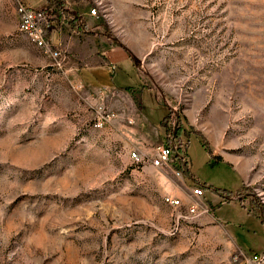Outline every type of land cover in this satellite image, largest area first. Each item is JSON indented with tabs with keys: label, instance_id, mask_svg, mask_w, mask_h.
I'll return each instance as SVG.
<instances>
[{
	"label": "rangeland",
	"instance_id": "1",
	"mask_svg": "<svg viewBox=\"0 0 264 264\" xmlns=\"http://www.w3.org/2000/svg\"><path fill=\"white\" fill-rule=\"evenodd\" d=\"M65 1L127 50L140 95L56 65L19 28L18 5L38 0H0V264H243L223 229L177 223L164 198L217 208L174 173L181 161L218 187L243 178L249 206L264 196V0ZM163 145L178 148L154 175Z\"/></svg>",
	"mask_w": 264,
	"mask_h": 264
},
{
	"label": "crops",
	"instance_id": "2",
	"mask_svg": "<svg viewBox=\"0 0 264 264\" xmlns=\"http://www.w3.org/2000/svg\"><path fill=\"white\" fill-rule=\"evenodd\" d=\"M41 2V0H38L37 3L40 7L41 5L43 7ZM26 5L32 7L27 2ZM70 19H76V26L73 27L71 24H63L50 31V35L56 37L53 42L54 50L63 51L65 49L66 51V55L64 54V64L75 65L73 67V72H78L77 74H79L84 83H89L96 88H112V86L118 88V86L124 85L125 87L123 89H126L133 97L138 99L140 90L137 91L138 86L134 81L133 62L127 50L121 44L106 35L103 31L104 27L97 25L93 16L89 15L87 12H75L70 16ZM127 80L132 82L125 83ZM149 95V90H141V98H139L138 101L143 109L150 107L152 104ZM166 114L167 113H165V116ZM147 117L150 120L148 115ZM188 159L190 161L193 160L191 157ZM205 164L207 165L208 163L206 162ZM226 164L232 166L231 163ZM180 165L181 162L175 163L174 168L176 169L172 168L174 173L179 170ZM165 168L169 169L171 166H148L149 171L154 175H156L159 169L164 170ZM187 168L192 177H188L182 173L184 178L183 184L186 188L189 189L190 185H200L205 192V201L208 207L217 206L214 211L210 208L211 213L209 212L208 215L205 214L203 217L193 221V223L205 220L208 225L212 226L214 231H216L217 228L223 229L227 236L225 240L230 242L229 246L233 247L235 250L238 249V251L245 253L247 256L264 253V221L255 215L249 204L242 200L244 198L242 195L239 196V200L234 196L226 199L217 195L211 188V186H214L236 193L245 183V181H243L244 179H241V182L236 188L218 187L202 178L196 177L195 172L188 163ZM241 173V170H239V174ZM158 185L166 189L167 193H175V191L172 190V183H162L158 181ZM168 195L179 198L184 205L183 208H187L195 202V198L191 196H178L177 194ZM229 254H231V252H229Z\"/></svg>",
	"mask_w": 264,
	"mask_h": 264
},
{
	"label": "built area",
	"instance_id": "3",
	"mask_svg": "<svg viewBox=\"0 0 264 264\" xmlns=\"http://www.w3.org/2000/svg\"><path fill=\"white\" fill-rule=\"evenodd\" d=\"M17 11L20 20V31L26 34L34 45L48 52L55 60L56 65L62 66L65 61V56L60 50L52 49L48 43V30L50 22L45 13L42 11H36L24 3H20L18 5ZM91 14L97 15V9H92ZM105 121H107V119L100 118L95 123V126L97 128H103ZM177 148L178 147L173 148L169 145L160 146L156 157L152 159V164L156 167L170 165L173 161L175 149ZM132 157L135 158L136 161L141 160V156H138L136 152H133ZM177 174L181 173L178 172ZM193 195L196 197H202L204 195V190L202 188H194ZM241 195L244 197V194ZM258 197L260 202L264 204L263 194L258 193ZM164 201L167 205L177 209V223L193 222L209 213V210L204 205H199L198 203L192 204L187 208H183L184 205L182 201L173 196H166ZM241 256L243 257V264H264V253L247 256L245 253L241 252Z\"/></svg>",
	"mask_w": 264,
	"mask_h": 264
},
{
	"label": "trees",
	"instance_id": "4",
	"mask_svg": "<svg viewBox=\"0 0 264 264\" xmlns=\"http://www.w3.org/2000/svg\"><path fill=\"white\" fill-rule=\"evenodd\" d=\"M44 5L42 7V12L45 13V15L47 16L49 22H50V27H49V31H51L52 29L56 28L57 26L63 25V24H71L73 27L76 26L75 24V20H71L70 16L73 15L74 13L71 12V10H69L67 8V4L65 0H44ZM79 31V29H78ZM168 122V118H165L164 120V126H166ZM168 131V140L170 141V137H173V135L177 138V139H181L183 135H186L187 133L185 132V130L183 129L182 126H180L179 128H177L174 133L173 132H169ZM180 171L188 176V177H192V175L189 173V170L187 168V162L185 161H181V165H180ZM213 192H215L217 195L223 197V198H231L232 196H234L235 194H239L240 190H238L236 193L231 192L227 189H223V188H217L214 186H211ZM256 200L254 199L251 202V209L254 211L255 215H257L258 217H260L261 219L264 220V204H262L260 202V199L258 196H256Z\"/></svg>",
	"mask_w": 264,
	"mask_h": 264
}]
</instances>
